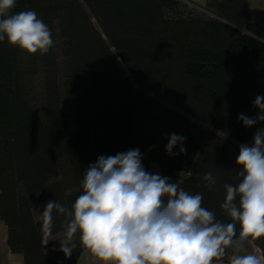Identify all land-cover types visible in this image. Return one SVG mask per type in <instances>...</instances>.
<instances>
[{
    "label": "trees",
    "instance_id": "1",
    "mask_svg": "<svg viewBox=\"0 0 264 264\" xmlns=\"http://www.w3.org/2000/svg\"><path fill=\"white\" fill-rule=\"evenodd\" d=\"M202 8L16 0L10 14L34 10L54 41L44 55L0 41V219L23 264H76L79 233L70 258L59 251L62 215L54 214L53 241L42 243L44 206L70 207L90 164L130 149L140 150L146 171L201 194L202 207L231 222L220 207L224 185L240 182L239 146L264 127L238 120L254 117L253 101L264 95V25L251 21L248 0H206ZM173 133L186 137V154L166 153ZM208 171L212 191L202 180ZM251 241L264 257V236Z\"/></svg>",
    "mask_w": 264,
    "mask_h": 264
},
{
    "label": "clouds",
    "instance_id": "2",
    "mask_svg": "<svg viewBox=\"0 0 264 264\" xmlns=\"http://www.w3.org/2000/svg\"><path fill=\"white\" fill-rule=\"evenodd\" d=\"M15 5L16 0H0V41L7 38L10 46L28 54H47L54 44L48 25L34 10L10 14ZM253 107L259 110L254 117L238 116L245 128L264 122V95L256 96ZM185 139L171 134L166 153L186 154ZM177 146L179 152L173 153ZM142 159L139 149L99 156L85 170L82 194L70 207L57 200L44 206L42 243L53 241L55 214L65 220L59 251L66 259L74 253L79 233L80 246L102 264H212L214 258L224 257L228 247L234 250L230 264H264V257L235 254L245 241L264 236V127L257 128L250 143L239 146L240 182L224 185L226 196L220 207L229 223L202 207L201 194L146 171ZM202 180L212 191L213 173L205 172Z\"/></svg>",
    "mask_w": 264,
    "mask_h": 264
},
{
    "label": "crops",
    "instance_id": "3",
    "mask_svg": "<svg viewBox=\"0 0 264 264\" xmlns=\"http://www.w3.org/2000/svg\"><path fill=\"white\" fill-rule=\"evenodd\" d=\"M198 7H204L206 0H186ZM250 9V18L254 23L264 25V0H248ZM234 254L233 249H228L225 255L220 261H212V264H230V258ZM239 255L253 254L261 257V253L258 247H256L252 241L249 243L245 241L243 249ZM0 264H23V256L21 253L12 252L7 244V227L5 223L0 219ZM76 264H102L96 257L87 253L86 250H82Z\"/></svg>",
    "mask_w": 264,
    "mask_h": 264
},
{
    "label": "water",
    "instance_id": "4",
    "mask_svg": "<svg viewBox=\"0 0 264 264\" xmlns=\"http://www.w3.org/2000/svg\"><path fill=\"white\" fill-rule=\"evenodd\" d=\"M179 1H181V2H183V3H185V4H188L189 6L196 7V8H198V9H200V10L206 12L202 7H198V6H196V5H193L192 3H189V2L186 1V0H179ZM220 20L223 21V22H225V23H227V24H229V23L226 22L225 20H222V19H220ZM235 28L238 29V30H242V29L237 28V27H235ZM243 32L246 33V34H249V35H250V33L246 32V31H243Z\"/></svg>",
    "mask_w": 264,
    "mask_h": 264
},
{
    "label": "rangeland",
    "instance_id": "5",
    "mask_svg": "<svg viewBox=\"0 0 264 264\" xmlns=\"http://www.w3.org/2000/svg\"><path fill=\"white\" fill-rule=\"evenodd\" d=\"M183 3V2H182ZM188 5V4H187Z\"/></svg>",
    "mask_w": 264,
    "mask_h": 264
}]
</instances>
